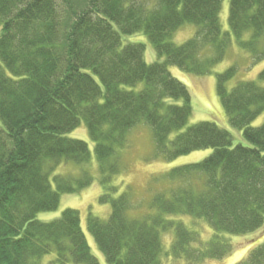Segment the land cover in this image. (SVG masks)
Listing matches in <instances>:
<instances>
[{
  "label": "trees",
  "instance_id": "trees-1",
  "mask_svg": "<svg viewBox=\"0 0 264 264\" xmlns=\"http://www.w3.org/2000/svg\"><path fill=\"white\" fill-rule=\"evenodd\" d=\"M221 2L0 0V264H37L51 254L57 264H100L76 210L37 219L58 208L61 194L95 181L87 143L66 137L82 123L94 144L98 201L110 205L106 220L87 217L86 230L106 264H160L165 230L175 236L171 256H187L194 235L172 214L206 220L216 232L209 251L217 256V247H227L219 233L245 235L263 224L264 121L251 124L264 112V86L245 81L228 90L235 67L216 75L229 126L250 145L232 146L214 123L187 127L190 93L168 72L174 66L202 76L224 60L231 41L220 30ZM185 23L196 26L195 34L174 45L172 35ZM228 26L253 63L264 59V0H229ZM140 32L162 62L146 63L143 44L124 42ZM258 79L264 82V68ZM140 123L164 160L212 152L155 178L163 187L150 184L147 211L132 215L131 195L112 179L118 152ZM68 166L72 174L58 172ZM184 178L187 186L172 192ZM236 264H264V241Z\"/></svg>",
  "mask_w": 264,
  "mask_h": 264
},
{
  "label": "rangeland",
  "instance_id": "rangeland-1",
  "mask_svg": "<svg viewBox=\"0 0 264 264\" xmlns=\"http://www.w3.org/2000/svg\"><path fill=\"white\" fill-rule=\"evenodd\" d=\"M228 13L229 0H222L219 12L220 30L225 35L229 34L231 41L222 62L215 65L210 73L202 76L187 74L174 66H168V72L173 78L182 83L190 93L192 112L187 127L203 121L211 122L230 134L232 146L238 144L250 146L242 137L241 131L229 126L227 116L216 94V75L229 67H235L236 74L227 83L228 90L237 82L245 81H254L258 85L264 86V82L258 79V73L264 68V59L253 63L250 54L236 44L228 26ZM195 31V25L185 23L173 33L171 42L177 46L182 45L194 36ZM248 37V34H245L243 38L247 39ZM124 42L143 44L144 60L146 63L163 61V59L157 58L152 44L141 32L126 37ZM142 87L143 84L140 83L135 90H139ZM263 121L264 112L252 122L251 126H260ZM66 137L83 140L87 143L91 156V161L87 168L91 171L95 181L88 188L80 192L61 194L58 208L52 212L39 213L37 219L50 221L59 217L64 209L70 208L76 210L79 214L81 228L90 247L91 254L100 264H106L102 254L97 250L93 238L86 230V219L89 215L99 220H106L110 214V205L102 204L98 201L102 190L97 181V168L93 153L94 144L89 140L86 126L83 123L68 133ZM211 152V149H204L180 156L171 161L164 160L157 151L150 128L146 124L140 123L128 132L126 146L118 152L119 171L112 181H114V184H119V192L124 191L131 195L134 208L130 211V214L139 215L147 211V206L149 205L147 203L150 197H153V190L149 193L148 189L151 187L150 184L155 183V178L169 172L170 169L175 167L199 162L211 154ZM73 170L68 166L65 169H58V172H67L70 175ZM155 184L154 191L163 187V183L161 182ZM186 186L187 182L185 178L174 182L172 183V192L177 187L183 188ZM177 215L172 214L170 216L172 222L183 224L186 229L193 233L194 240L187 246V256H184L182 253L178 255L172 254L171 256L169 248L171 245L173 246L175 241L174 232L167 230L162 232V244L165 253L161 256L160 264H236L244 259L252 248L264 241V222L258 229L245 235L235 236L219 233L218 235L221 237L219 239L220 246L227 245V247L224 250L225 252H220V247H217V252L220 254L218 256L213 255L209 251L211 249L210 242L216 232L209 223L204 219H191L189 216ZM54 259L55 256L51 254L39 259L37 264H57Z\"/></svg>",
  "mask_w": 264,
  "mask_h": 264
}]
</instances>
